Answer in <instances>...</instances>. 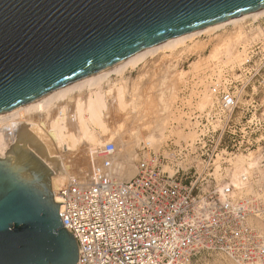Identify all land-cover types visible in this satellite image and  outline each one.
<instances>
[{
    "label": "built area",
    "instance_id": "obj_1",
    "mask_svg": "<svg viewBox=\"0 0 264 264\" xmlns=\"http://www.w3.org/2000/svg\"><path fill=\"white\" fill-rule=\"evenodd\" d=\"M223 29L248 38L235 65L213 63L181 89L210 99L185 117L192 139L138 148L130 178L114 170L116 145L106 142L84 179L71 176L58 189L77 264H193L202 253L264 264V14Z\"/></svg>",
    "mask_w": 264,
    "mask_h": 264
},
{
    "label": "water",
    "instance_id": "obj_2",
    "mask_svg": "<svg viewBox=\"0 0 264 264\" xmlns=\"http://www.w3.org/2000/svg\"><path fill=\"white\" fill-rule=\"evenodd\" d=\"M264 0H0V112ZM53 172L25 146L0 158V264H77Z\"/></svg>",
    "mask_w": 264,
    "mask_h": 264
},
{
    "label": "bare ground",
    "instance_id": "obj_3",
    "mask_svg": "<svg viewBox=\"0 0 264 264\" xmlns=\"http://www.w3.org/2000/svg\"><path fill=\"white\" fill-rule=\"evenodd\" d=\"M263 14L264 8L175 36L140 50L105 71L88 75L31 102L0 112V158H5L6 150L13 143L25 146L53 172L51 187L54 196H58V189L69 177H86L95 160L96 148L112 141L117 149L114 170L121 178L132 177L135 174L134 161L138 148L145 146L147 150H162L167 139L166 133L171 127L173 90L179 87L178 82L183 81L190 71V68L179 69L178 61L185 52L206 46H199L196 37L202 34L217 37L206 54L208 60L203 63L202 68L213 63H229L237 57L236 42L248 37V34L241 29L233 31L234 33L230 30L231 33L224 36H218V32L228 24L242 22L247 18L255 19ZM160 54L167 62L166 73L161 71L164 75L148 79L146 72L150 68L138 73L137 78L128 75L145 68L150 60ZM191 68L196 70L200 66L197 62H192ZM157 71L158 66L154 72L158 73ZM204 99L199 103L200 108L205 107ZM122 116L131 121L143 120L135 123L130 129L133 131L129 133L120 129L121 127L117 129L112 126ZM185 122L187 124V120ZM185 135L180 139H185ZM192 138L191 136L190 139ZM163 151L168 154L166 149ZM247 158L249 167L256 165L257 157L254 152ZM163 170L171 174L168 165L164 164ZM214 260L216 263V259ZM228 263L233 264L231 261Z\"/></svg>",
    "mask_w": 264,
    "mask_h": 264
},
{
    "label": "rangeland",
    "instance_id": "obj_4",
    "mask_svg": "<svg viewBox=\"0 0 264 264\" xmlns=\"http://www.w3.org/2000/svg\"><path fill=\"white\" fill-rule=\"evenodd\" d=\"M231 29H225V31H224V29H223V32H222V30L221 31H219L218 33V36H220L221 34L224 36V35H229L230 33H231V31H230ZM230 32V33H229ZM232 33H234L233 31H232ZM243 33H244V31H243ZM231 35H233V34H231ZM216 36H214L213 34L212 35H207V34H202V35H200V36H198V37H196V39L195 40H197V44L200 46V45H206L204 48H199L198 50H192L191 52H185L183 55H182V59L180 60V61H178V68L179 69H188V68H190V71H189V73L187 74V77H185V79L182 81V80H180L178 83H179V87H177L176 89H175V91L173 90V92H174V96H175V94H177L176 95V97H174L173 96V106H172V110H171V114H170V123H171V129L169 128V130L167 131V139H166V141H169V140H172L173 142H179L180 140H188V139H190L191 138V136L192 137H194V132L192 131V130H190L189 128H188V124H186V115H188V113H189V109H190V107H192V105L194 104V107H196V109H200V110H202V109H204L207 105H209L208 103L210 102V99H209V96H208V93L207 92H202L201 94H195V93H193V92H191V93H189L188 95L187 94H181L180 93V91H181V89H183V88H185V87H187V86H192V85H194L195 84V81H198V79L200 78V73L204 70V68H202V65H203V63L206 61V60H208V58L206 57V54H208L207 52H209V50L212 48V45L216 42ZM246 38H248V37H244V38H240L239 40H238V42H236V44H235V50H236V54H237V47H238V45L241 43V42H243V41H245V39ZM205 39V40H204ZM204 40V41H203ZM192 44V43H191ZM154 60V61H153ZM234 60H235V62H234ZM233 61H230L229 63H224L225 65L227 64V65H235L236 64V62H237V60H238V56L234 59ZM152 61V62H151ZM165 58L164 57H162V54H160V55H158L157 57H155L154 59H152V60H150L148 63H147V65H146V67L145 68H140V70H136V71H132L131 73H129L128 75H130V76H134L135 78H137V74L138 73H140V72H142V71H144V70H148L149 68L151 69V70H153V71H151L150 69V71L149 72H146L147 74H148V79H152L154 76L157 78V77H159V76H161V75H164L165 73H166V69H165V67H166V65H167V62L165 61ZM162 62V63H161ZM192 62H197V64L200 66V68H197L196 70H193L192 68H191V63ZM223 64V63H222ZM223 64V65H224ZM164 65V66H163ZM157 66H158V73H155L156 72V69H157ZM156 67V69L154 70L153 68H155ZM148 68V69H147ZM163 69V70H162ZM165 69V70H164ZM155 71V72H154ZM161 71H162V73H164V74H162L161 73ZM145 73V75H146V77H147V74ZM153 73H155V75L153 74ZM160 74V75H159ZM196 74H198L196 77H194ZM157 75V76H156ZM172 75V74H171ZM144 81V80H143ZM205 93V94H204ZM199 95V96H198ZM205 95H206V97H205ZM182 96H186V101L185 100H182ZM202 97V99H204V101H205V107H202V108H200V106H199V103L202 101V99H201V97ZM207 96H208V98H207ZM197 97H198V99H197ZM206 100H208V101H206ZM185 101V103H183ZM182 103V105H181V107L182 106H184V105H186L187 107H189L188 109H182L178 104L179 103ZM196 104V105H195ZM207 104V105H206ZM143 109V108H142ZM127 114V113H126ZM125 114V116H127ZM182 115V116H181ZM173 116V117H172ZM181 116V117H180ZM180 117V118H179ZM173 118V119H172ZM142 120H143V118H142ZM142 120L140 121V120H136V119H134V120H130L129 118H124L123 116L122 117H119V118H117L116 119V121L115 122H117V123H115V124H111L112 126H113V128H120V129H122V130H125L126 132H132L133 131V129L132 130H130L131 128H133L134 127V125H135V123H137V122H142ZM178 120H179V122H178ZM173 124H174V126H175V129H174V126H173ZM186 125V126H185ZM184 126V127H183ZM178 127V128H177ZM180 129L182 130L181 132H180ZM171 130V131H170ZM174 130V131H173ZM175 130H177L176 132L178 133L177 135H178V138H177V135H176V132H175ZM184 130V131H183ZM186 130V131H185ZM171 133H170V132ZM172 132H174L173 134H172ZM189 132L191 133V134H189ZM182 133V134H181ZM184 134H186L185 135V139H180L181 138V136L183 135L184 136ZM172 135V136H171ZM189 135V136H188ZM170 136V137H169ZM170 138V139H169ZM172 138V139H171ZM175 138H177V139H175ZM179 140V141H178ZM166 141L163 143V145L164 144H166ZM144 148H146L147 149V147H145L144 146ZM160 149V148H159ZM150 150H154V149H150ZM214 259H216V263H214L215 262V260ZM209 261V262H208ZM217 261H220V262H217ZM223 261V262H222ZM208 264V263H214V264H229L228 263V261H226L225 259H223V258H221L220 256H218V255H214V254H206V253H202V254H200V255H198L195 259H194V262H193V264Z\"/></svg>",
    "mask_w": 264,
    "mask_h": 264
}]
</instances>
